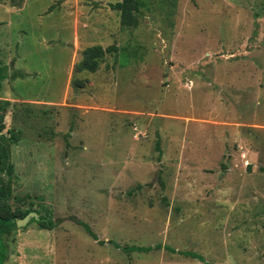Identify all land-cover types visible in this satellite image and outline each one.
<instances>
[{"label":"rangeland","instance_id":"374dc122","mask_svg":"<svg viewBox=\"0 0 264 264\" xmlns=\"http://www.w3.org/2000/svg\"><path fill=\"white\" fill-rule=\"evenodd\" d=\"M0 1L6 264H264V0Z\"/></svg>","mask_w":264,"mask_h":264},{"label":"trees","instance_id":"16d2710c","mask_svg":"<svg viewBox=\"0 0 264 264\" xmlns=\"http://www.w3.org/2000/svg\"><path fill=\"white\" fill-rule=\"evenodd\" d=\"M140 0H121L116 4V8L121 11V22L123 25L131 26L135 23V15L134 11L139 7ZM106 49H103L101 45H92L86 47L82 54L83 59L81 63L77 64L75 70H83V69H93L98 65L99 59L105 55ZM3 67H0V86L3 79L6 78V73L3 72ZM8 100H0V119L3 120L5 117V111L7 106L9 105ZM0 137L4 139V136L1 134L0 127ZM9 140V139H7ZM14 142L18 140V138L14 135L12 139ZM159 144V141H158ZM159 146V145H158ZM5 172L9 176V180L5 181L2 177L1 173ZM14 174V164L11 162V152L9 147H1L0 142V264H6L7 259L12 253V249L10 247V236L12 231L18 227L17 220L9 213V208L7 207V203L2 205L4 199L7 198L11 194V183L9 182ZM36 211L39 214V219L33 218L32 221H37L39 225L46 229H54L61 222H63L62 218L52 219L44 216L38 210H28L25 211L24 216H26L29 212ZM77 220V219H76ZM82 224L87 232L92 235L95 239H98L97 234L92 230V228L84 221H78ZM100 242H105L101 241ZM113 243L116 247L123 249L125 252H151L156 249L162 248L161 244L150 245V246H142V245H120L116 241H109ZM168 247V246H167ZM166 247V248H167ZM172 250V248H170ZM173 251V250H172ZM183 253V252H182ZM187 256H191L193 258H197L206 264H210L206 262L203 256L197 252L189 251L186 254Z\"/></svg>","mask_w":264,"mask_h":264},{"label":"water","instance_id":"95a60500","mask_svg":"<svg viewBox=\"0 0 264 264\" xmlns=\"http://www.w3.org/2000/svg\"><path fill=\"white\" fill-rule=\"evenodd\" d=\"M39 219V214L36 211L29 212L26 216L23 218H20L17 220V225L19 227L27 225L32 219Z\"/></svg>","mask_w":264,"mask_h":264},{"label":"crops","instance_id":"0c3cea01","mask_svg":"<svg viewBox=\"0 0 264 264\" xmlns=\"http://www.w3.org/2000/svg\"><path fill=\"white\" fill-rule=\"evenodd\" d=\"M7 3H8V1H7V2L0 1V5H4V7H6V6L8 5ZM8 9L10 10V9H12V7H11V8L8 7V8L6 9V13L9 11Z\"/></svg>","mask_w":264,"mask_h":264}]
</instances>
